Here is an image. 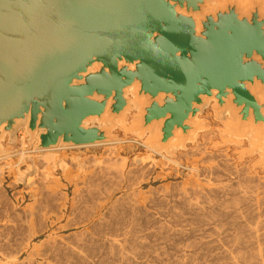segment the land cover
I'll return each mask as SVG.
<instances>
[{"label":"water","instance_id":"water-1","mask_svg":"<svg viewBox=\"0 0 264 264\" xmlns=\"http://www.w3.org/2000/svg\"><path fill=\"white\" fill-rule=\"evenodd\" d=\"M212 1L0 0V134L12 142L29 115V145L36 130L40 148L110 143L134 105L127 131L170 155L210 107L229 112V142L252 131L257 151L264 0Z\"/></svg>","mask_w":264,"mask_h":264},{"label":"rangeland","instance_id":"rangeland-1","mask_svg":"<svg viewBox=\"0 0 264 264\" xmlns=\"http://www.w3.org/2000/svg\"><path fill=\"white\" fill-rule=\"evenodd\" d=\"M135 114L112 130L117 145L66 148L52 160L31 153L29 186L17 181L15 167L26 171L31 161L0 163V264H240L238 253L262 252L264 157L245 140L229 142L228 118L216 119L208 107L198 116L205 129L170 157L162 154L175 161L168 163L143 146L146 137L127 131ZM21 132L12 142L6 137V151H19ZM120 159L121 171L114 165ZM27 215L40 230L33 254L22 252L28 234L15 240L10 233Z\"/></svg>","mask_w":264,"mask_h":264},{"label":"bare ground","instance_id":"bare-ground-1","mask_svg":"<svg viewBox=\"0 0 264 264\" xmlns=\"http://www.w3.org/2000/svg\"><path fill=\"white\" fill-rule=\"evenodd\" d=\"M220 1L221 0H214V1H212L211 2V5L212 6H217L219 3H220ZM130 67H132V66H130ZM90 69H92V68H90ZM128 95L132 98V93H133V86H131V87H129L128 88ZM132 110L131 111H136L137 110V108L134 106V105H132V108H131ZM206 109H208V108H206ZM205 109V110H206ZM204 110V111H205ZM130 111V112H131ZM229 117V112L228 111H226L225 112V114L224 115H222L221 117L222 118H224V117ZM28 119H29V115L27 116V118H26V120H25V122L27 123V121H28ZM97 121V119L96 118H94V120L92 121V123H95ZM90 121L89 120H87V121H85L84 122V125H88V124H90L89 123ZM24 124L23 126L22 125H20V126H18L17 127V125L19 124V122H16V127L18 128L17 129V131H19V130H21L22 132H21V134H22V138H20V140H19V143H20V148H19V151L18 152H16V151H14V152H12V154H9L7 151H6V149H5V147L3 146V142L5 141V139H6V137L8 136V134H10L9 132H1V134H0V163H5V162H9L10 161V159H12V157H16V158H18V163H19V165L20 164H23L26 160H28V161H31L30 163L33 165H31L30 167H31V169H30V167L26 170V171H22V172H19V170H18V167L16 166L15 167V169H16V172H17V181L18 182H23L26 186H29V185H31L30 183H29V179H28V176L32 173L34 176H35V173H36V167L34 166V163L32 162V158H31V153L32 154H37V155H43V156H45L46 158L47 157H50V158H48V159H50V160H52V153H54V152H57V151H59V150H62V149H66V148H75V149H80V148H87V147H98V146H101V145H117V144H119L120 142H118L119 140H116V141H113V142H110V143H104V144H99V142H97V143H95V144H92V145H83V146H74V145H72V144H66V143H62L61 142V140H59V142L55 145V146H52V147H49V148H40V147H37V145H38V140H39V134L40 133H43V131L42 130H36V132L34 133V135H33V142H32V144L31 145H29L28 144V141H27V144H28V146H31L32 148H33V152H27L25 149V147H26V144H25V137L24 136H26V137H28V139H29V137H30V135H29V133H28V130H27V124ZM114 128L115 127H118L119 125H121V120H116L115 122H114ZM2 129V128H1ZM2 131V130H1ZM199 133V132H198ZM198 133H196V134H193L192 135V139H194L195 138V136L198 134ZM133 135L134 136H136V137H138V133H133ZM252 135V131H250L249 133H248V135L246 136V138L245 139H241V138H238V137H234L233 139H235V140H238V141H241V140H245L246 142H248V144H249V148H251L252 147V143H253V141H255L254 140V138L251 136ZM135 142V141H134ZM2 144V145H1ZM143 144V146L144 147H146L147 148V150H149L151 153H152V155H156V154H161V155H159L161 158H163V159H166L167 161L166 162H172V163H175V161L173 162L171 159L169 160V159H167V158H165L163 155H165L166 157H170L171 156V154L172 153H174L175 151H177V150H180V149H183V147L182 146H178V147H175V146H171V154L170 155H166L164 152H158V151H156L153 147H151V146H149V145H146V144H144V143H142ZM141 143H139V145H142ZM116 148V147H115ZM257 148H258V150H257V153L259 154V156H263L264 155V138H262L261 139V141H260V145L258 146L257 145ZM4 150V151H3ZM29 150H31V148L29 147ZM16 152V153H15ZM148 154V153H147ZM163 154V155H162ZM13 155V156H12ZM6 156H8V157H6ZM55 158V157H54ZM53 158V159H54ZM45 159V158H44ZM76 159V158H75ZM82 159V158H81ZM46 160V159H45ZM75 161V160H74ZM145 161V160H144ZM83 162V161H82ZM125 162V160L124 159H120V160H118V161H115V167L116 168H118V169H120V171H121V169H123V167H124V163ZM135 162H139L140 163V160H136L135 159ZM142 162V161H141ZM168 162V163H169ZM11 163V162H10ZM54 163V162H53ZM84 163V162H83ZM143 163V162H142ZM93 164V163H92ZM80 165V164H79ZM177 165V164H176ZM179 165V164H178ZM81 166H82V163H81ZM85 166H86V164H85ZM4 167H6V166H4ZM11 168V167H10ZM53 168H54V166H53ZM6 169V168H5ZM7 169H9V166H7ZM86 169V168H85ZM1 170H2V168L0 169V176L2 175V172H1ZM87 170V169H86ZM109 170V169H108ZM9 171V170H8ZM14 171V170H13ZM119 171V170H118ZM24 172V173H23ZM29 173V175L27 176V174ZM100 173V172H99ZM121 173V172H120ZM31 174V175H32ZM95 174V173H94ZM30 175V176H31ZM116 175H117V173H116ZM101 176V175H100ZM89 177V176H88ZM1 178V177H0ZM45 178H47V177H45ZM90 178V177H89ZM118 178V177H117ZM121 179V178H120ZM88 180V179H87ZM34 181V180H33ZM109 182V181H108ZM111 183V182H110ZM92 184V183H91ZM114 184V183H113ZM1 185V184H0ZM94 186V185H93ZM113 186V185H112ZM90 187V186H89ZM90 189V188H89ZM111 189V188H110ZM108 191V190H107ZM91 193V192H90ZM246 195V194H245ZM2 196V195H1ZM244 196V195H243ZM4 197V196H3ZM92 197V196H91ZM109 198V197H108ZM21 200V199H20ZM240 200H242V199H240ZM235 202H237V201H235ZM238 206V205H237ZM30 213V212H29ZM32 213V212H31ZM30 213V214H31ZM7 214V213H6ZM28 214V213H27ZM29 214V215H30ZM33 214H34V212H33ZM28 216V215H27ZM32 216L33 215H31L30 217L28 216V218L26 217V219H25V216H24V219H21V222H18V224H14L13 222V230L11 231L10 230V233H13V238L15 239V238H18L19 240H21L19 237L20 236H22L21 238H23L24 236L23 235H25L26 237V239H24L25 241V244H24V242H22L23 244H24V247H23V249H22V252L24 251V252H27V253H29V251L31 252V254H33V252H32V249H31V247H30V244H31V242L33 241V239H35L38 235H39V233H36L37 231L39 232L40 230H37V231H35V230H33L32 228V224H34L32 221L34 220L33 218H32ZM72 216V215H71ZM14 217V216H13ZM18 218V217H17ZM23 218V217H22ZM16 219V218H15ZM33 219V220H32ZM10 220V219H9ZM14 220V219H13ZM19 221H20V217H19ZM17 222V221H16ZM264 222V221H263ZM263 222H261V224L263 223ZM10 223V222H9ZM39 223V222H38ZM11 224V223H10ZM259 224H260V222H259ZM8 225V224H7ZM15 225V226H14ZM69 226V225H68ZM72 226V225H71ZM257 226H259V225H257ZM4 227V226H3ZM11 227V228H12ZM32 227V228H31ZM43 227V226H42ZM244 227V226H243ZM260 227H261V225H260ZM262 227H263V225H262ZM36 228V227H35ZM44 228V227H43ZM67 228V227H66ZM259 228V227H258ZM257 228V229H258ZM32 229V230H31ZM47 229V228H46ZM45 229V230H46ZM256 229V230H257ZM261 229H264V227L263 228H261ZM27 230V232L28 233H24L23 234V232L24 231H26ZM44 229H42L41 231H43ZM8 231V230H7ZM251 231V230H250ZM250 231H248V232H250ZM258 231V230H257ZM262 231V230H261ZM264 231V230H263ZM245 232V231H244ZM248 232L247 233H245V235L246 234H248ZM258 232H260V231H258ZM241 233V232H240ZM240 233H238L239 235L237 236V240L239 239L238 237L239 236H242V234H243V232H242V234H240ZM250 234V233H249ZM255 234V233H254ZM260 234H261V232H260ZM251 235H253V234H251ZM250 235V236H251ZM258 235V234H257ZM264 235V234H263ZM4 236V235H3ZM8 236V235H7ZM11 235H9L8 237H10ZM249 236V235H248ZM249 236V239H252L251 240V243H252V241L253 240H257V238L256 237H258V236H256L255 237V235L254 236H252V237H250ZM6 237V236H5ZM7 237V238H8ZM12 237V236H11ZM10 237V238H11ZM247 237V236H246ZM245 237V238H246ZM263 237V236H262ZM261 237V238H262ZM9 238V239H10ZM235 238V237H234ZM233 238V239H234ZM244 238V239H245ZM255 238V239H254ZM264 238V237H263ZM4 239V238H3ZM9 239H7V240H9ZM232 239V238H231ZM236 239V238H235ZM241 239H243L242 237H241ZM243 239V241H245ZM260 239V238H259ZM15 240H17V239H15ZM14 240V241H15ZM240 240V239H239ZM264 240V239H263ZM4 241V240H3ZM10 241V240H9ZM23 241V240H22ZM46 241V240H45ZM241 241V240H240ZM247 241V240H246ZM245 241V242H246ZM250 241V240H249ZM16 242H18V241H16ZM47 242V241H46ZM232 242V241H231ZM255 242V241H254ZM260 242V241H259ZM264 242V241H263ZM4 243V242H3ZM2 243V244H3ZM6 243V242H5ZM44 243V242H43ZM237 243V242H236ZM247 243V242H246ZM245 243V244H246ZM251 243H250V245H251ZM256 243V242H255ZM257 243H258V241H257ZM9 244V243H8ZM15 244V243H14ZM42 244V243H41ZM233 244H234V241H233ZM239 244V243H238ZM240 244H243V243H240ZM248 244V243H247ZM261 244V243H260ZM237 245V244H236ZM249 245V249L252 247V246H250ZM257 245V244H256ZM9 246V245H8ZM21 246V245H20ZM23 246V245H22ZM21 246V247H22ZM255 246V245H254ZM5 247V246H4ZM261 247V246H260ZM32 248L34 249L35 247H33L32 246ZM246 248V247H245ZM254 247H252V249H251V251L254 253V251H255V249H253ZM256 248V247H255ZM261 248H263V249H259V250H261L262 252L261 253H257V254H249V252L245 255L246 257H242V256H244L243 254H245V253H243V254H241V256H240V254L238 253V255L236 256V257H238L239 256V258L242 260L241 261V263L242 264H264V246L262 245V247ZM20 249V248H19ZM112 249H114L113 247H112ZM111 249V250H112ZM117 249V248H116ZM242 249V248H241ZM248 249V248H247ZM254 250V251H253ZM119 251V250H118ZM118 251H116V252H118ZM238 251V250H237ZM246 251V250H245ZM250 251V252H251ZM112 252H114V251H112ZM115 252V253H116ZM256 252H258V250L256 251ZM255 252V253H256ZM241 253V252H240ZM31 254H29V255H31ZM117 254H119V252L117 253ZM232 257V256H231ZM228 258V257H227ZM239 258H233L234 260H237V259H239ZM222 259V258H221ZM239 259V260H240ZM226 260V259H225ZM232 260V259H231ZM239 260H237V261H239ZM224 261V260H223ZM30 262V261H29ZM224 263H226V262H223L222 264H224ZM230 263H232V264H235V263H238V262H232V261H230L228 264H230ZM240 263V264H241Z\"/></svg>","mask_w":264,"mask_h":264}]
</instances>
